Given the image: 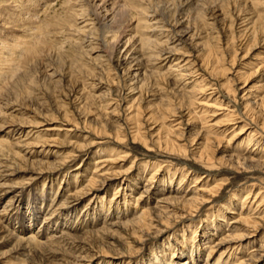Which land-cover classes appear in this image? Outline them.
I'll list each match as a JSON object with an SVG mask.
<instances>
[{"label": "bare ground", "instance_id": "bare-ground-1", "mask_svg": "<svg viewBox=\"0 0 264 264\" xmlns=\"http://www.w3.org/2000/svg\"><path fill=\"white\" fill-rule=\"evenodd\" d=\"M131 1L135 5H131L133 8L129 5ZM241 1L227 0V4L237 6L236 19L241 17L242 8L247 4L241 5ZM137 3L146 5V9H138ZM158 3L160 1L155 0H129V3L126 0H77L75 5L78 4L77 10L80 9L83 15L92 13V17L88 15L90 18L85 20L92 22V31L102 33L96 36L95 43L87 45L85 52H89L91 61L121 66L128 72L133 84L140 82L139 88L150 75L165 80L168 77L166 73L169 75L173 72L175 78L171 79L170 76L169 80L174 86L180 81V86L176 85L177 92L188 99L192 109L167 107L157 112V116L153 112L145 114L144 123L152 126L155 123V128H145L150 132L147 136L141 131L142 124L138 120L141 115L138 113V96L129 98L128 101L133 99L129 106L124 98L123 108L128 109V113L132 108L135 110V114L128 117L133 129V143L143 144L144 150L151 153L155 151L153 147L158 149L164 154L167 166H162V161L159 164L154 161L153 168L157 169L148 171L150 169L144 167L143 162L144 176H131L133 164L125 171L116 170L118 166H124L128 155L109 149H105L106 152L101 150L105 152L103 157L94 158L91 165L94 171L80 188L75 186L78 190L68 194L52 210L47 208L43 211L42 207L35 206L31 212L30 207L23 209L21 190L18 189L30 186L44 174L57 173L67 161H46L40 157L47 151L52 157L59 152L48 150V141L36 144L27 142L25 130L33 129V125L5 122L1 130L9 140L1 141V145L4 142L9 145L6 148L3 146L5 149L0 151V214L5 216L7 223H18L20 228L15 232L6 227L7 223L3 225L0 222V244H4L0 247H10L0 253L2 258L8 260L3 264H264V20L255 15L238 18L241 21V25L238 24L239 36L243 37L241 39L245 40L246 45L245 54L239 57L238 47L232 43L233 36L223 44H217L213 42L217 36L203 37L196 28L190 27L185 18L187 15L184 18H170ZM222 9L213 8L212 19L209 18L210 22L204 25L210 27L226 19L227 13ZM133 10L138 15H145L142 17L151 18L149 21L154 29H164L166 22L164 24L163 20L168 19L166 21L171 26L172 37L168 36L167 42L164 39L159 44L150 38L152 34L145 36L143 32L138 35V23L133 25L134 20L130 16ZM17 15L14 16L16 22L21 18ZM81 22L82 26L86 25L83 20ZM90 38L87 41L90 42ZM256 44L262 50V56L256 55L252 62H245L247 52ZM228 49L230 52L227 54ZM148 53L155 57L149 54L150 57L145 58ZM152 59L166 63L165 72H148L141 68L144 61ZM53 75L51 73L49 76ZM256 78H259L257 82ZM238 85L242 86L241 89H238ZM239 90L243 92L240 98L237 95ZM238 99L242 101L241 105ZM166 103L170 102L166 100ZM107 105L113 107V103ZM117 106L121 108V103ZM114 108L110 111L116 110ZM197 108L198 111H195ZM4 115L0 112V118H4ZM113 116L117 117L115 114ZM62 118L65 122H61L63 127L45 121L47 124L39 123L40 128L47 132L65 133L78 130L79 123L64 119L67 118L65 116ZM195 120L198 126L193 125ZM182 125L185 128L181 129ZM100 127L101 130L95 129L94 134L85 131L84 135L89 133L91 139L92 136L94 139L101 138L100 134L106 130L103 124ZM13 129H17L18 133L10 139ZM118 129H114V139L109 144L121 146V129ZM191 130H194L193 133L186 136ZM29 140L32 141V137ZM92 141L85 146L79 145L76 152L102 144ZM148 142L152 145H148ZM12 148L19 152H12ZM32 153L37 154L36 159L26 157ZM82 165L80 163L71 171L83 173V169L79 170ZM223 173L239 177L240 182L243 180L238 189L229 191L227 197H224V191L230 183L225 177L222 178ZM17 176H22L21 183L10 184V180ZM110 187H113V192L106 204L110 208L113 202L114 206L111 207H115L117 212L123 209L127 213L132 209V218L93 231L80 230V224L75 222L71 224L75 212L81 207L84 217H89V213H95V210L102 213L107 205L100 201H104V196L108 197ZM100 194L103 197L98 199ZM87 199L93 200L87 203ZM138 208H142L141 211ZM158 240H161L160 246L150 247ZM146 249L150 252L147 260L144 259Z\"/></svg>", "mask_w": 264, "mask_h": 264}, {"label": "rangeland", "instance_id": "rangeland-1", "mask_svg": "<svg viewBox=\"0 0 264 264\" xmlns=\"http://www.w3.org/2000/svg\"><path fill=\"white\" fill-rule=\"evenodd\" d=\"M126 1L129 3V0ZM155 1H160V3L158 4L162 5L161 9H163L168 17L171 16L170 18H184V16L187 15L188 17L185 18L187 19L190 27H192L194 30L196 28V30L200 34L202 33L201 35L203 37L206 36L211 38L217 36V39H212L213 42H216L217 44H223L227 38L233 36L234 38L232 37V43H234L233 45L238 47L237 55L239 57H242L243 53L245 54L246 50L244 48L246 45L244 43L245 40L243 41L241 39L243 37L239 36L240 34L238 32V24L240 23L241 25V21L238 20V18L246 17L247 15H255L257 17L263 18L264 20V0H242L243 2L241 1V5H244L245 3L247 4L244 6V8H242L243 11L241 13V17H238L237 19V10H235V7L237 6L233 5V7L231 4H227V0ZM161 1L163 3H161ZM76 3L77 0H0V112L5 114L4 118H0V151H2L4 147L6 148L9 145L7 142H4L3 145H1V141L9 140L7 139V134L5 132H2L1 130L4 123H25L27 125H33V129L25 130V133L27 132L26 140L28 143L36 144L42 143L43 141H48L46 143L50 146L48 150L59 152L58 154L56 153L57 155L54 154L52 157V155L48 153L49 151H47L44 154H41L40 157L42 159L46 161H61L62 159L67 161L66 165H64L65 167L63 166L62 169L57 173L44 174L43 177H39L30 186H23L22 188L18 189L21 190L23 209L30 207L29 209L31 212L32 208H34L35 206H39L38 208L42 207L43 211L47 208L48 210H52L54 209V207H56L54 205L61 204L64 199L67 198L68 194H71L78 190V188H80L86 182V179L88 178L87 176H91L92 170L94 171V166L91 167L94 162V158H102L107 149L114 150V152L116 153L124 152L126 156L128 155V160L124 164V166H118L116 170L125 171L129 167V165L133 164V170L130 172L131 176H144L145 173L142 174L143 162L144 167L148 166L147 168L150 169L148 171H151L153 165L155 166L154 163L159 164L160 161H162L160 163L164 162L162 166H167L165 162L167 160L164 154H162L158 149L153 147L155 151L151 153L144 150L145 147L143 144L133 143L131 133L133 129H131L132 125L130 124L131 122L129 121L128 117H131L130 115L135 114V110H133L132 108L131 110H129V114L128 109L125 108V110L123 108V106H125L124 98H126V100L128 101L132 95L133 99L138 96V101L140 102H138L140 108V112L138 113H141V115H139L138 117V120L142 124L141 131L143 133H146L145 136L150 133L145 129L146 127L150 126L155 128V123H153L154 125L152 126V124L143 122V116L145 114L153 112L154 114L156 113L157 116L159 115V112L163 111L167 107H180V109L185 110H190L192 109L191 107H193L188 102V99L181 96L180 92H177L178 89L176 85L180 86L178 85L181 84L180 81L178 80V82H176V85L174 86L172 80H169L170 78L173 79L175 74H172L173 72L169 75L168 73H166L167 75L165 76L168 77L165 80H162L155 75H150L151 77L147 76V78L142 81L143 85L141 86V88H139L140 82L133 84V82H131L128 78V72H126V70L121 66H118L115 63H108V65L94 60L91 61L90 54H88L89 52L85 51L87 50L86 48L88 44L95 43L94 39H96V36H98L101 31H98V33L97 30L92 31V29L94 28L92 26V22L88 21L87 23V20H85L90 18L88 15L92 17V13L90 12L88 13V15L85 13L83 15V12H81L80 9L77 10V8H79L77 6L79 3L75 5ZM131 3L132 1L129 5H132L134 7L135 5ZM73 6L76 7L74 8ZM138 6L136 7V9H146L147 7L144 4H138ZM213 8H216V10H220L223 8L222 10H225L224 12L227 13V16L225 17L226 19L220 20L219 22L215 23L213 25L214 27H206L204 23H207V21L212 19L210 18V16ZM168 13L171 14L169 15ZM16 14H19L21 16V18L17 22L14 19V16ZM131 14V19L132 21L134 20V23L132 24L136 25L138 23V35L143 34V32H145V36H150L152 34L153 36L151 35L150 38H152V40L159 44V41L163 43L164 39V42H167L168 36V38L172 37V34L170 33V31H172L171 26L169 27V23L167 24L166 21L168 19L163 20L164 24L165 22L166 24L164 25V29L162 28L159 30L154 29L155 27L152 25V22L149 21L151 20V18L147 16L142 17L145 15H138L136 13V10H133ZM72 15L73 17H71ZM81 20H83L87 25H85L86 27L82 26ZM78 22L79 24H76ZM192 22L193 24H196L193 25ZM151 28L154 30H152ZM197 28L199 30L201 29V31H199ZM89 37H91L90 42L87 41ZM256 43L258 44V41ZM257 44L251 47L252 49L247 52L248 54L246 53V56L248 58L246 57L247 59H244L245 62H252L251 59H254L253 57H255L256 55V57H258V55H261L260 53H263L262 50L257 47ZM255 46L257 48H254ZM229 52L230 49H228V52L226 53L228 54ZM149 54L151 55V57H155L154 54L148 53L145 55V58L150 57ZM152 60H150L149 62L144 61L145 63H143L144 65H142L141 68L143 70H147L148 72H165L164 70L166 69V63H160V61L155 59ZM236 61L238 64V58H236ZM162 66H164L165 68ZM143 70H141V73L143 72ZM51 73L54 75L49 76L51 75ZM228 76H231V74H228ZM156 78H159V80ZM258 80L259 78L255 79L256 82ZM238 87V89H241L242 86L238 85ZM241 91L242 90H239L237 92L238 98L243 95V92ZM133 99H130V101H132ZM166 100L170 103L167 104ZM130 101L126 103L128 106L130 104ZM109 103H113V107H110L111 105L108 106L107 104ZM119 103H121L120 107L123 108V110L118 107L119 105L117 106V104ZM241 103L242 101L240 100L239 105H241ZM105 104L107 106H105ZM114 106L116 108H114ZM103 108L104 111L102 110ZM112 108L116 110H113L114 113L111 114V112H113L110 111L112 110ZM195 111H198V108ZM186 112L187 111L184 112V115L186 114ZM96 113L97 115L99 114V119H97L98 116L96 115ZM118 113L120 114V117ZM36 114L38 115V117L36 116ZM114 114L119 118L114 117ZM63 116L67 117L64 119H70L76 123H79L78 130H74L75 132L73 133H65L47 132L46 130L44 131V129L40 128V124H47L45 123V121L50 124L58 123V125L62 126L61 122H63ZM117 122L119 124H117ZM101 124L105 126L106 130V132H102V134H100L99 137L101 138L94 139L93 136L92 139L89 138V133L94 134L93 132H95V129L101 130ZM193 125L198 126L197 120L193 122ZM37 126L38 128H36ZM114 127L121 129V146L109 144V142L114 139ZM183 127L185 128V126L182 125L181 129H183ZM5 131L7 132V130ZM85 131L89 132L88 135L87 133L86 135H84ZM193 131L194 130L189 131L186 136L191 135ZM17 133V129H13L9 136L11 137L10 139L15 137ZM31 137L32 141L29 140L31 139ZM52 141H55L57 143H54ZM90 141L102 144H96L91 148L89 147L86 148V150L84 149L85 151L82 150L76 152V148L79 145L85 146L87 143H90ZM148 141H150V139ZM149 143L150 142H148V145H152V143ZM16 150L17 152H19L18 149L12 148V152H16ZM101 150H105V152L103 153ZM26 157L36 159L37 154H27ZM147 157L150 158L147 159ZM80 163H82L84 166L82 165L81 169L79 170L83 169L85 172L83 171V173L80 174L78 172H72L71 170L76 168ZM154 168L157 169L156 167ZM66 175L67 180L65 179ZM222 176V178L225 177L226 179H228L229 183L231 184H229L228 189L224 191V197L228 196L231 189H238V186H240V184L243 182V180L242 182H240V180L238 179L239 177L236 178L235 175H228L227 173H223ZM240 179L242 178L240 177ZM20 180H23L22 176H17L14 179L10 180L9 183H21ZM75 180L80 182H77ZM68 185L71 187H69ZM75 186L78 188H76ZM112 188L113 187H110V190L108 191V197H103V194H100L102 196H98V199L102 197V199H104V201H100L101 203H108L111 198L109 196H111V193L113 192ZM62 190L64 193L61 192ZM90 200L93 199H87L86 202L88 203ZM50 205H52V207ZM106 205L107 206L104 207L105 211L103 210V212L100 213L98 212V210H95L96 212L93 211L95 213L90 212L91 215L89 213V217H84L83 213L81 212L82 207L79 208L77 210L78 212H75L74 218H71L73 222L71 224L74 225L75 222L76 224H80V226L82 227L81 228L79 226L80 230L93 231L108 227L112 223L132 218V215L130 214L132 213V209H129L130 211L127 213H124L123 209H120L117 212V210L115 211V207H111L114 206L113 202L112 205H110V208L109 204ZM130 206L132 205L130 204ZM141 209L142 208H138L139 211H141ZM133 211L135 210L133 209ZM93 214L95 216H93ZM3 216L4 215L0 214V222H3L2 224L6 225L7 221L4 220L5 216ZM103 216L106 217L104 218ZM76 217H78V219L75 220ZM40 221L41 219L38 220L35 225L37 226ZM18 225V223L15 224L14 222H11V224L7 223L6 227L8 226L7 228H10L9 230H15V232H17L19 230L16 229L20 228ZM155 242L154 244L150 245V247L161 245V240H158L156 243ZM3 245L4 244H0V246ZM9 249L10 247H0V253L5 252ZM149 255L150 252L146 249V251H144V259L147 260ZM4 257L7 258V255H4ZM5 261L8 260L0 256V263L3 264Z\"/></svg>", "mask_w": 264, "mask_h": 264}]
</instances>
